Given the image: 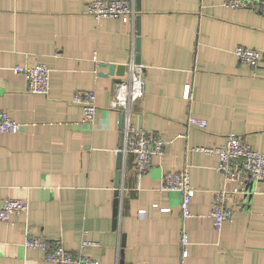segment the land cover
Here are the masks:
<instances>
[{"label":"crops","instance_id":"obj_1","mask_svg":"<svg viewBox=\"0 0 264 264\" xmlns=\"http://www.w3.org/2000/svg\"><path fill=\"white\" fill-rule=\"evenodd\" d=\"M89 1L0 0V109L21 124L16 133H0V198L28 201L26 213L0 221V264H54L24 246L26 222L71 252L83 238L94 241L85 253L102 264H264V182L247 185L233 220L216 231L208 212L224 185L218 158L195 150L238 135L264 151V11L222 0H138L133 20L123 23L96 20L85 12ZM137 16L144 92L130 120L170 143L152 156L139 187L134 154H122L115 210L120 113L109 103L121 76L106 74L104 64L126 65ZM236 45L259 50L258 65L240 62ZM36 61L49 68L45 95L27 92L24 75L13 69ZM84 89L96 95L91 125L71 100ZM189 116L206 126L188 125ZM182 168L194 189V215L185 219L180 192L160 189L164 171Z\"/></svg>","mask_w":264,"mask_h":264},{"label":"built area","instance_id":"obj_2","mask_svg":"<svg viewBox=\"0 0 264 264\" xmlns=\"http://www.w3.org/2000/svg\"><path fill=\"white\" fill-rule=\"evenodd\" d=\"M225 7L252 8L264 11V0H222ZM85 12L96 20L103 18H118L123 23L133 20L136 11L133 0H90L86 4ZM132 46L131 56L126 63V73L115 82L113 97L109 108L118 111L123 116L121 132L122 154L132 153L135 156L134 174L136 187H139L143 174L151 164L153 155L161 156L164 148L170 140L149 132L144 128L135 126L130 120V112L134 102L139 100L144 92V80L142 71L144 65L135 61V49ZM236 58L249 66H257L261 54L259 50L243 45H236L232 49ZM13 69L24 75L26 91L36 94H47L49 89V68L41 62L15 65ZM182 96L190 98V84L183 87ZM72 102L77 104L82 111V121L91 125L96 113V95L92 89L75 90ZM188 125L204 128L206 120L189 116ZM21 124L10 117L8 111L0 109V133H16ZM264 132V117L262 124ZM119 149H115L117 152ZM206 154H215L218 158L215 169L219 173L223 187L216 190L208 212L213 222L214 229L219 231L225 222H231L234 217V209L240 193L244 192L250 182H264V151H257L241 136L229 135L220 145L197 146ZM161 190H177L181 194L180 211L182 218L193 216L190 203L194 195V189L190 184V176L186 168L164 171L161 176ZM28 201L25 198L4 197L0 198V221L11 223V216L17 213H26ZM165 209V208H163ZM24 246L39 248L43 252L46 261L54 264H102L101 260L85 253L89 245L94 241L81 239L76 252L67 250L60 239L49 240L41 234L33 233L24 224ZM181 254L185 256L188 244V234L181 227L180 234Z\"/></svg>","mask_w":264,"mask_h":264},{"label":"water","instance_id":"obj_3","mask_svg":"<svg viewBox=\"0 0 264 264\" xmlns=\"http://www.w3.org/2000/svg\"><path fill=\"white\" fill-rule=\"evenodd\" d=\"M135 9L138 10L139 9V2L138 0H135ZM135 29H136V37H135V51L137 52L139 50V36H138V16L136 17V24H135ZM135 61L139 62V57L136 55L135 56ZM104 65H108V71L106 72V74H116L118 76L123 77L125 75L126 72V65L124 64H114V63H109V64H104ZM120 80V78H117L116 81ZM122 123H123V116L122 114H120V121H119V128L121 131L122 128ZM122 139H123V134L121 132L120 134V143L118 146V151L116 152V166L118 168L116 175H115V199H114V203H115V210H117V195L119 192V187H120V167H121V159H122V151L120 150L122 147ZM114 210V211H115ZM116 212V211H115ZM113 226H115V218L113 220Z\"/></svg>","mask_w":264,"mask_h":264}]
</instances>
